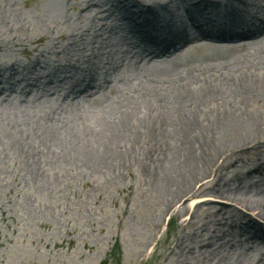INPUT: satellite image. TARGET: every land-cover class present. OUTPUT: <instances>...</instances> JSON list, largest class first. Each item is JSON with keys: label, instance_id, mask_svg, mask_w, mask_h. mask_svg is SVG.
<instances>
[{"label": "bare ground", "instance_id": "1", "mask_svg": "<svg viewBox=\"0 0 264 264\" xmlns=\"http://www.w3.org/2000/svg\"><path fill=\"white\" fill-rule=\"evenodd\" d=\"M109 1L104 11L114 15L116 24H101L87 15L88 8L80 18L85 25L66 37L60 59L45 63L43 70L15 71L17 78L11 77L13 71L0 80V105L23 98V104L17 103L24 106L48 94L55 104L42 113L14 110L0 119H24L33 136L47 140L68 127L66 158L82 153L94 166L135 165L154 187L168 192L171 208L175 198L200 193L204 178L223 167L229 155L264 141V0ZM6 3L0 2L1 23ZM65 4L55 0L51 6L58 12ZM131 21L136 38L130 42L132 52L123 41H114ZM81 27L93 30L84 44L88 37L97 43L85 48L96 57L92 65L83 56L74 60L65 55L78 46L74 33ZM102 49L109 57L100 58ZM156 58L159 66H153ZM62 60L68 64L62 66ZM90 115L95 116L92 125L85 121ZM24 142L14 138L11 145L32 165ZM263 166L251 171L259 173ZM254 177L247 171L227 182ZM254 183L264 189V174ZM245 208L264 219V202ZM253 223V217L241 214L222 224L221 231L242 234ZM259 231L242 234V241L264 246V225Z\"/></svg>", "mask_w": 264, "mask_h": 264}, {"label": "rangeland", "instance_id": "2", "mask_svg": "<svg viewBox=\"0 0 264 264\" xmlns=\"http://www.w3.org/2000/svg\"><path fill=\"white\" fill-rule=\"evenodd\" d=\"M151 1L165 0H145ZM0 2L7 4L6 21L0 22V80L13 71L11 77L17 78L15 71L43 70L45 63L60 59L66 37L85 25L80 18L88 8L87 15L101 24H116L114 15L104 11L109 0H99V5L93 0H66L58 12L51 6L55 0ZM133 26L131 21L117 31L121 38L114 35V41H123L131 52L135 49L130 42L136 41L130 33ZM78 30L74 33L78 46L65 55L74 60L83 56L90 64L96 57L85 48L93 49L97 43L93 37L86 39L87 45L84 41L93 30ZM103 56L109 57L107 49H102ZM154 60L153 66L162 63ZM55 101L48 94L20 106L17 102L23 104L24 99L18 98L1 104L0 114L42 113ZM94 119L90 115L85 121L92 125ZM0 127V264H264V246L242 241V234H258L264 225L262 214L245 208L250 202H264L263 187L254 183L264 174V166L260 174L251 171L264 162L263 140L229 155L223 167L204 178L200 193L177 202L175 198L169 208L168 192L154 187L135 165L94 166L82 153L66 158L63 142L68 127L48 140L33 136L24 119L8 123L2 118ZM19 137L25 139L32 165L11 145ZM247 171L256 176L253 181L227 182ZM241 214L253 217L255 224L242 234L238 229L231 234L221 231L222 224L237 221Z\"/></svg>", "mask_w": 264, "mask_h": 264}]
</instances>
